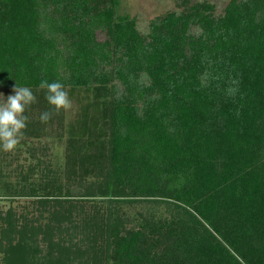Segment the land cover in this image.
I'll use <instances>...</instances> for the list:
<instances>
[{
	"label": "trees",
	"instance_id": "trees-1",
	"mask_svg": "<svg viewBox=\"0 0 264 264\" xmlns=\"http://www.w3.org/2000/svg\"><path fill=\"white\" fill-rule=\"evenodd\" d=\"M178 1L140 33L118 0H0V87L38 101L22 138L45 135L39 116L55 111L42 81L86 90L66 125L64 180L101 175L61 191L48 164L36 184L31 165L17 172L2 195L38 213L0 215L4 264H264V0H228L220 13ZM140 198L170 215L126 227L114 206Z\"/></svg>",
	"mask_w": 264,
	"mask_h": 264
},
{
	"label": "rangeland",
	"instance_id": "rangeland-1",
	"mask_svg": "<svg viewBox=\"0 0 264 264\" xmlns=\"http://www.w3.org/2000/svg\"><path fill=\"white\" fill-rule=\"evenodd\" d=\"M190 1V0H188ZM212 3L214 6V12L220 13L224 4L228 0H207ZM181 4L178 0H118V6L116 8V13L118 15H126L134 18L136 29L140 33H144L147 30L148 21L156 16L162 15L167 11L179 10ZM13 88H1L0 93L3 94V99L6 101L8 95H13ZM71 100L72 107L71 109L64 110L61 109L56 115L52 118L50 122L45 125V135L40 137H26L21 138L19 144L12 151H5L2 146H0V171L3 175L0 176V215H2L5 210L11 209L14 214L20 213V211H30L33 214H37L36 204L31 203L30 199H27L23 196L8 197L3 196L5 192L8 191L11 187H17L18 175L17 172L22 171L23 174L26 171L27 166H32L31 175L27 178V182H32L33 184L38 183L41 179H45L46 176L41 177L43 173V167L48 164V169H51L52 172L48 173L49 176L56 177L57 181L61 187V191L69 188V190H76V187L79 185H87L90 187V183L96 179L97 181L101 179L99 174L97 177L91 176L92 174H86L81 177L80 183L70 182L65 184L63 170L65 167V145L68 134L67 124H73L76 121L77 111L79 107L86 102L89 95L86 90L74 89L66 90ZM2 99V98H0ZM59 113L62 115L59 120ZM66 126L65 128L61 124ZM62 127V128H61ZM21 166V170H16V167ZM41 175V176H40ZM24 182H20V184ZM21 184V185H22ZM77 185V186H76ZM67 186V187H66ZM66 187V188H65ZM79 189H82L79 188ZM6 194V193H5ZM81 200L84 201V206L95 207V214H99L101 211H104L106 206V201L103 197L99 196H86ZM134 202H122L120 200L114 207L117 208V211L120 216L125 217L127 220H124L126 227H135L140 216H149L152 218L158 217H168L171 213V207L166 204L158 201H150L148 199H136ZM66 206L62 205V211H66ZM98 210L100 212L98 213ZM65 211L63 212L65 214ZM46 214L44 212L43 216ZM92 214V213H91ZM71 213V218L73 217ZM93 217V216H92ZM73 220H76L75 218ZM41 222L44 221V218L40 219ZM79 221V220H78ZM69 220L64 217L60 222L59 232L64 231V228L69 226ZM64 240L67 238V234L62 233ZM80 237V233L73 234L71 236L72 240H77ZM41 240V235H37L35 244L43 248L44 243ZM0 243L1 236H0ZM90 255V254H89ZM89 255H86L87 258H90ZM91 259V258H90ZM92 260L89 261L92 264ZM0 264H4L1 261V251H0Z\"/></svg>",
	"mask_w": 264,
	"mask_h": 264
},
{
	"label": "clouds",
	"instance_id": "clouds-1",
	"mask_svg": "<svg viewBox=\"0 0 264 264\" xmlns=\"http://www.w3.org/2000/svg\"><path fill=\"white\" fill-rule=\"evenodd\" d=\"M40 89H46L45 99L55 110L41 112L39 119L42 123L49 122L55 113L61 109H71L72 103L64 85L60 82L48 83L42 81ZM13 95H8L6 101L0 93V146L5 151H12L19 144L23 137V131L27 127L28 116L26 109L37 103V96L28 87H13Z\"/></svg>",
	"mask_w": 264,
	"mask_h": 264
}]
</instances>
